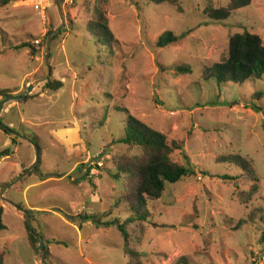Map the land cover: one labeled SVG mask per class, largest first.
<instances>
[{"label":"rangeland","instance_id":"1","mask_svg":"<svg viewBox=\"0 0 264 264\" xmlns=\"http://www.w3.org/2000/svg\"><path fill=\"white\" fill-rule=\"evenodd\" d=\"M95 4L44 0L36 8L34 0H0V89L22 97L34 86L28 99L0 103V152L12 151L0 159V264H46L30 245L26 220L41 233L50 264L129 262L118 228L85 218L132 216L120 201L125 178L114 176L141 154L118 143L127 113L183 139L184 154L174 158L196 172L168 183L160 199L148 201L149 219L129 226L143 264H264V76L242 84L209 77L234 34L246 29L264 44V0L221 22L206 9L229 0H107L101 10L111 45L87 30ZM51 30L47 53L48 42L41 43ZM170 31L177 40L157 47ZM49 68L63 88H45ZM33 140L39 172L31 168ZM251 171L258 190L244 201Z\"/></svg>","mask_w":264,"mask_h":264},{"label":"trees","instance_id":"2","mask_svg":"<svg viewBox=\"0 0 264 264\" xmlns=\"http://www.w3.org/2000/svg\"><path fill=\"white\" fill-rule=\"evenodd\" d=\"M19 0H1L3 4H9ZM107 0H96L95 17L90 21L87 27L97 42L111 45L115 40L114 33L109 27L105 14L101 10L102 4ZM148 3L161 5L165 3L175 4L178 0H146ZM253 0H229L226 7L208 8L205 14L215 21H224L231 17L234 12L240 8L247 7L252 4ZM66 28V27H64ZM64 28L59 31L58 35L64 32ZM74 29V28H73ZM72 30V29H70ZM51 30L49 34H51ZM57 35L55 34L54 37ZM177 40V36L173 32H167L161 35L157 41V47L164 48ZM48 38L42 41V47H46ZM31 46L25 43L22 47ZM33 47V46H32ZM187 69V68H186ZM178 70H183L178 67ZM187 69L185 71H189ZM264 76V44L260 35L252 33L249 30L236 33L230 38L228 57L221 63L214 64L210 68L209 77H213L219 84L228 83L232 80L234 83H244L248 79H261ZM64 87V82L59 79L50 77L45 82V88L49 90H59ZM262 94V93H259ZM12 96L8 89H0V103L3 99ZM29 95L27 96V99ZM124 134L118 139V143L136 147L141 150V154L126 159L120 166V173L114 176L117 179L125 178L124 193L120 197V201L128 204L132 216L124 221L116 218L109 222L97 220L96 216H87L86 219L93 218L99 225L106 227L116 226L120 231L124 241V251L129 256L127 264H143L142 254L138 249L130 247L131 233L129 226L135 221L146 222L150 213L147 209L149 200H158L162 197L168 183H177L184 177L196 174L195 170L189 168L186 164L175 160V155L182 152L184 154V140L170 139L165 133L149 126L134 115L127 113V117L123 120ZM39 147V162L33 168V172L40 171L41 165V148L37 140L32 141ZM12 151L8 148L0 152V159L9 156ZM244 171H249V166L239 164ZM254 181L251 189L247 193H242L241 199L244 201L250 198L258 190V177L251 171ZM21 209V206H19ZM28 211V213H30ZM3 208L0 207V230L5 226L2 222ZM28 230L29 242L35 251H41L40 240L41 233L33 228L29 222H25ZM47 255L49 248L45 246ZM1 261V260H0Z\"/></svg>","mask_w":264,"mask_h":264},{"label":"water","instance_id":"3","mask_svg":"<svg viewBox=\"0 0 264 264\" xmlns=\"http://www.w3.org/2000/svg\"><path fill=\"white\" fill-rule=\"evenodd\" d=\"M51 36H52V34L49 36L48 45H47V53L50 51V39H51ZM46 62L48 63V56H46ZM50 77H51V69L49 68L46 78L43 79V80H41V81H47ZM33 88H34L33 85L29 86V87H28V90H27V94H25V95L22 96V97H8V99H10V98H16V99L22 100V99H24V98L28 95V93H30V92L32 91ZM34 145H35V147H36L37 158H36V161H35V163L32 165L31 168L35 167L36 164L39 162V147H38L36 144H34ZM31 168H30V169H31ZM30 169H29V170H30ZM26 215H27V218L29 219L28 212H26ZM40 248H41V252H42V261H43L44 263H46V264H50V263L46 260V249H45V242H44V240H41V241H40Z\"/></svg>","mask_w":264,"mask_h":264},{"label":"built area","instance_id":"4","mask_svg":"<svg viewBox=\"0 0 264 264\" xmlns=\"http://www.w3.org/2000/svg\"><path fill=\"white\" fill-rule=\"evenodd\" d=\"M43 1L44 0H34L36 8H39L40 6H42Z\"/></svg>","mask_w":264,"mask_h":264}]
</instances>
